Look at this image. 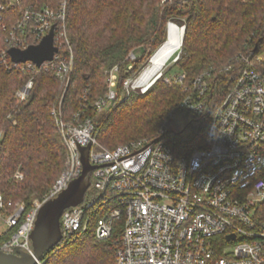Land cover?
Returning a JSON list of instances; mask_svg holds the SVG:
<instances>
[{
  "label": "built area",
  "instance_id": "built-area-1",
  "mask_svg": "<svg viewBox=\"0 0 264 264\" xmlns=\"http://www.w3.org/2000/svg\"><path fill=\"white\" fill-rule=\"evenodd\" d=\"M18 2L0 0V13ZM65 21V1L57 9L19 10L0 54L6 70L28 77L15 91L18 103L26 101L41 72L57 79L61 99L67 94L73 55ZM51 30L56 48L51 61L40 66L7 61L9 50L37 46ZM232 67L237 76L219 104L213 103L203 76L192 82L195 93L181 103L186 113L209 117L205 145L187 156H176L160 140L166 122L154 139L106 149L95 139L93 119H82V109L65 118L60 102L52 115L66 150L65 168L42 201L28 210L0 195V251L33 255L30 234L38 209L81 175L80 148L89 147L87 191L91 188L95 197L63 211L62 238L87 231L93 221L95 239L107 240L121 224L116 264H264V44L247 46L227 71ZM116 71L107 73V92L93 103L97 113L118 101ZM155 78L146 87L137 86L138 78L126 79L122 87L127 93L136 88L145 93ZM184 78L178 74L173 80L181 84Z\"/></svg>",
  "mask_w": 264,
  "mask_h": 264
},
{
  "label": "trees",
  "instance_id": "trees-1",
  "mask_svg": "<svg viewBox=\"0 0 264 264\" xmlns=\"http://www.w3.org/2000/svg\"><path fill=\"white\" fill-rule=\"evenodd\" d=\"M18 1L0 13V54L20 9L56 8L62 0ZM162 1L66 0L65 26L73 69L63 99L54 75L41 72L26 101L18 103L15 91L28 77L0 65V195L5 201L24 203L28 210L34 201H42L59 178L66 150L51 112L60 102L65 118L82 109V119H93L95 139L109 150L139 139H154L165 122L167 129L160 140L176 156H187L205 145L208 113L193 116L180 105L195 93L192 82L201 76L213 103L222 101L237 76L235 67L227 71L234 66L235 57L247 46L264 44V0H166L159 5ZM178 21L183 22L185 33L181 55L173 64L185 76L184 81L178 84L170 80L168 85L163 81L164 73L145 94L132 93L120 104L95 112L94 101L106 92L105 72L117 68L116 91L120 94L123 81L136 79L165 42L167 23ZM180 116L188 119V133L184 135L172 128ZM94 197L88 190L84 202ZM120 226L115 225L109 239L99 241L94 237L92 221L87 231L64 236L41 261L116 264Z\"/></svg>",
  "mask_w": 264,
  "mask_h": 264
},
{
  "label": "water",
  "instance_id": "water-1",
  "mask_svg": "<svg viewBox=\"0 0 264 264\" xmlns=\"http://www.w3.org/2000/svg\"><path fill=\"white\" fill-rule=\"evenodd\" d=\"M167 29H169V26ZM181 29L183 32L179 48L182 45L185 27ZM54 53H56V48L53 46L52 30L37 46H30L23 51L15 49L8 51V55L13 63L30 61L36 66L51 61ZM160 76L161 73L159 72L154 82ZM88 149L89 147L80 148L82 163L81 175L77 179L71 181L67 188L56 197L44 202L38 209L34 229L30 234L33 255L30 256L19 250H16L14 254H7L0 251V264H35V260H41L44 253L62 241L60 217L64 210L76 207L83 202L84 195L90 185L89 175L92 171V167L88 162Z\"/></svg>",
  "mask_w": 264,
  "mask_h": 264
},
{
  "label": "rangeland",
  "instance_id": "rangeland-1",
  "mask_svg": "<svg viewBox=\"0 0 264 264\" xmlns=\"http://www.w3.org/2000/svg\"><path fill=\"white\" fill-rule=\"evenodd\" d=\"M63 1H65L66 2V0H62V1H60V3H59V5L61 4V2H63ZM164 1H166V0H164ZM164 1H162V2H160V4L159 5H161V4H163L164 3ZM167 1H169V0H167ZM59 5L56 7V8H51V9H57L58 7H59ZM50 8V7H49ZM174 25V24H176L177 25V27H179V28H182V27H185L184 26V24H183V22L182 21H178V23H173V22H168L167 23V27L169 26V25ZM175 25V26H176ZM67 31V30H66ZM167 33H168V29H167ZM185 33V32H184ZM167 35L168 34H166V40H165V42L167 41ZM67 39H68V34H67ZM69 41V40H68ZM164 42V43H165ZM182 42H183V40H182ZM163 43V44H164ZM162 44V45H163ZM161 45V46H162ZM160 46V47H161ZM182 46V45H181ZM159 47V48H160ZM158 48V49H159ZM181 48V47H180ZM180 48H179V50H177L174 54H173V56L170 58V61H168V63L166 64V66H164L163 68H162V70L160 71V73H161V76H162V74H164L165 73V78L166 79H169V80H173L178 74H180V70H179V68L178 67H176V66H174V62H176L177 61V59L179 58V56L181 55V51H180ZM70 49H71V47H70ZM158 49L151 55V57L158 51ZM71 52H72V50H71ZM136 52V54H138L139 53V50H136L135 51ZM132 56H133V54H130L129 55V59H133L134 58V56H133V58H132ZM151 57L149 58V60H148V62L145 64V66H144V68H143V71L137 76V78H139L140 76H141V74L144 72V70L145 69H147L148 68V66H149V64H150V59H151ZM113 70V69H112ZM111 71V70H110ZM109 71H106L105 72V75H106V79H105V82H104V85H105V87H106V92H107V85H106V82H107V80H108V75H107V73H108ZM117 72V71H116ZM161 76L158 78V79H160L161 78ZM70 77H71V75H70ZM164 78V79H165ZM157 79V80H158ZM164 79H163V81H164ZM156 80V81H157ZM155 81V82H156ZM154 81L151 83V86L155 83ZM165 82V81H164ZM166 83V82H165ZM166 84H168V85H170L169 83H166ZM150 86V87H151ZM149 87V88H150ZM148 88V89H149ZM116 89V88H115ZM147 89V90H148ZM106 92L103 94V96L106 94ZM146 92V91H145ZM132 93H139V94H145V93H143L142 91H141V88H136L135 90H129L128 91V93L123 89V87L121 86V93L119 94L118 92H117V94H119V97H118V103L120 104L121 103V101L123 102V100L126 98V97H128L130 94H132ZM65 96H66V94H65ZM100 97H102V96H100ZM65 98V97H64ZM114 104V103H113ZM112 104V105H113ZM112 105H110L109 107H107L104 111H106L107 109H109ZM104 111H101V112H104ZM51 114H52V112H51ZM53 116V115H52ZM54 117V116H53ZM182 116H180V118H177L175 121H174V125H172V128L175 130V132L176 133H178V132H180L181 131V133H183V135L184 134H187L188 133V127L187 126H185L186 125V123H187V121H188V119H185V118H181ZM55 120V119H54ZM13 123V122H12ZM160 130V129H159ZM158 130V131H159ZM158 134V133H157ZM139 140H142V139H139ZM98 142V141H97ZM99 143V142H98ZM100 144V143H99ZM101 145V144H100ZM121 145H123V144H121ZM101 146H103V145H101ZM119 146V145H118ZM104 147V146H103ZM105 148V147H104ZM65 162H66V159H65ZM65 162H64V167H63V170H64V168H65ZM63 170H62V172H63ZM62 172H61V174H62ZM60 174V175H61ZM60 177V176H59ZM58 180V179H57ZM56 180V181H57ZM89 192H91L92 193V189L90 188V190H89ZM92 198V197H91ZM92 200V199H91Z\"/></svg>",
  "mask_w": 264,
  "mask_h": 264
},
{
  "label": "bare ground",
  "instance_id": "bare-ground-1",
  "mask_svg": "<svg viewBox=\"0 0 264 264\" xmlns=\"http://www.w3.org/2000/svg\"><path fill=\"white\" fill-rule=\"evenodd\" d=\"M174 25H169L168 41L151 57L148 68L144 70L136 81L137 86H148L152 79L155 78L162 68L166 66L168 61H170L173 54L179 50L183 31L181 28L177 27V25Z\"/></svg>",
  "mask_w": 264,
  "mask_h": 264
}]
</instances>
